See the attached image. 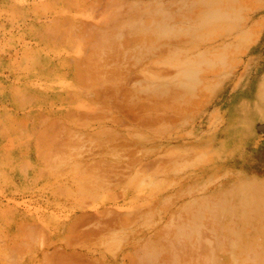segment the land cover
I'll list each match as a JSON object with an SVG mask.
<instances>
[{
    "label": "rangeland",
    "instance_id": "374dc122",
    "mask_svg": "<svg viewBox=\"0 0 264 264\" xmlns=\"http://www.w3.org/2000/svg\"><path fill=\"white\" fill-rule=\"evenodd\" d=\"M0 264H264V0H0Z\"/></svg>",
    "mask_w": 264,
    "mask_h": 264
}]
</instances>
